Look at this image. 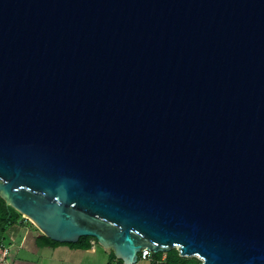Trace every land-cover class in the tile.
I'll return each mask as SVG.
<instances>
[{"label":"water","instance_id":"obj_1","mask_svg":"<svg viewBox=\"0 0 264 264\" xmlns=\"http://www.w3.org/2000/svg\"><path fill=\"white\" fill-rule=\"evenodd\" d=\"M0 198L122 264H264V0H0Z\"/></svg>","mask_w":264,"mask_h":264},{"label":"crops","instance_id":"obj_2","mask_svg":"<svg viewBox=\"0 0 264 264\" xmlns=\"http://www.w3.org/2000/svg\"><path fill=\"white\" fill-rule=\"evenodd\" d=\"M10 235V236H9ZM39 230L28 220H20L10 227L3 241L15 251L7 261L9 264H122L106 251L92 242L88 250L73 249L66 245L39 246ZM149 260V259H148Z\"/></svg>","mask_w":264,"mask_h":264},{"label":"trees","instance_id":"obj_3","mask_svg":"<svg viewBox=\"0 0 264 264\" xmlns=\"http://www.w3.org/2000/svg\"><path fill=\"white\" fill-rule=\"evenodd\" d=\"M20 220H24L20 214L14 211L11 207L7 206L5 202L0 198V244L3 241L4 235L7 230L16 225ZM92 242H96L91 237H81L75 244H60L50 239L41 236L37 239L39 246H56L66 245L73 249L88 250L92 247ZM112 254V253H111ZM113 256V254H112ZM140 260V257L139 259ZM149 261L152 264H201V261L197 258H183L179 256V252L176 249L169 251L168 253L151 254Z\"/></svg>","mask_w":264,"mask_h":264},{"label":"built area","instance_id":"obj_4","mask_svg":"<svg viewBox=\"0 0 264 264\" xmlns=\"http://www.w3.org/2000/svg\"><path fill=\"white\" fill-rule=\"evenodd\" d=\"M151 253L143 249L138 255V259L140 257L141 260H148L150 258ZM8 256V246L4 243V241L0 244V264H9L7 261Z\"/></svg>","mask_w":264,"mask_h":264},{"label":"rangeland","instance_id":"obj_5","mask_svg":"<svg viewBox=\"0 0 264 264\" xmlns=\"http://www.w3.org/2000/svg\"><path fill=\"white\" fill-rule=\"evenodd\" d=\"M24 220H26L25 218H23ZM10 236V235H9ZM15 249L14 248H8V252H9V259L12 256V253H14ZM137 264H152L149 260H138Z\"/></svg>","mask_w":264,"mask_h":264}]
</instances>
